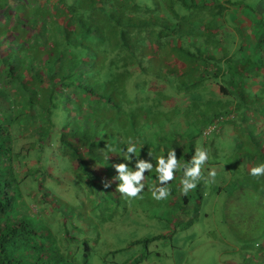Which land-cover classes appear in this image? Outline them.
Segmentation results:
<instances>
[{
  "label": "trees",
  "instance_id": "1",
  "mask_svg": "<svg viewBox=\"0 0 264 264\" xmlns=\"http://www.w3.org/2000/svg\"><path fill=\"white\" fill-rule=\"evenodd\" d=\"M4 1L7 5L16 1L23 7L21 11L32 13L41 24L26 25L32 28L29 39L35 43V57L29 54L33 45L26 43L27 39L12 42V33L3 38L0 48V88L13 87L23 97L16 113L9 110L6 100L1 101L0 264H79L78 251L60 252L57 256V251L52 250L57 246L51 243L53 234L47 220L41 222L22 213L19 199L26 176L19 175L22 152L15 151L12 140L13 122L19 121V116H29L33 134L47 139L50 152L56 154L59 150V155L68 157L74 165L78 162L76 167L85 168L91 177L96 175L94 163L115 175L112 165L116 158L105 154L113 150L125 154L129 140L136 145V156L153 165L157 164L156 157L167 158L172 145H176L180 164L189 163L195 149L203 148V141L188 139L183 143L180 138L178 143L170 142L165 127L171 117L177 116L170 111L190 108L192 118L199 123L194 136L202 140L203 135L206 138L219 134L220 123L241 116L247 121L251 115L263 135L264 121L259 119L264 118V108L252 103L253 95L246 90V75L240 72L242 67L234 64L225 71L221 65L223 61L231 62L235 51L234 56L245 50L251 52L250 44H242L235 51V44L232 51L220 50L219 43H235L236 35L244 34L241 22L233 24L232 29V23L224 19L234 5H240L239 0ZM24 12L20 25L25 28ZM38 29L42 37L37 36ZM173 60L185 67L172 64ZM132 77L141 79L136 88ZM221 78L227 79L225 84ZM149 79L156 82L149 84ZM209 81L215 84L212 89ZM160 82L177 92L184 89L191 101L189 106L166 112L168 108L158 105L159 111L153 112L149 99L151 94L164 91L159 88ZM132 90L142 95L132 99ZM60 102L69 118L61 127L55 120ZM250 108L263 115L247 116ZM115 114L121 116L114 120ZM15 116L17 119L13 120ZM147 130H154L153 134ZM176 134L182 136L180 130ZM140 142L143 147L137 145ZM204 144L206 148L208 141L204 140ZM260 147L264 152V147ZM45 149L43 145L42 150ZM161 150L163 153L158 156ZM177 173L175 183L171 181L168 186L170 197L179 195L175 185L181 184L178 181L182 177ZM153 179L158 181L157 172L147 177L149 181ZM40 191L39 199L47 203L51 199L49 188L42 185ZM181 197L184 202L189 200L188 194ZM59 248L64 250L63 243Z\"/></svg>",
  "mask_w": 264,
  "mask_h": 264
},
{
  "label": "rangeland",
  "instance_id": "2",
  "mask_svg": "<svg viewBox=\"0 0 264 264\" xmlns=\"http://www.w3.org/2000/svg\"><path fill=\"white\" fill-rule=\"evenodd\" d=\"M22 9L16 1L7 5L4 0H0V48H3V38L12 33V42L27 39L25 42L33 45L29 54L35 57V43L32 38L29 39V34L32 33L29 28L35 26L36 22H41L32 13L28 15ZM232 10L235 15L227 13L224 17L232 23V29L234 18H253L255 14L260 16H255L253 23L262 24L264 27V0H240V5H234ZM23 12L27 15L25 26L27 23L31 25L26 26V29L20 25ZM240 24L245 27L248 25L245 21ZM251 31L256 34L254 29ZM258 32L256 36L261 42L250 43L254 54L249 59L242 54L234 56L235 51L234 59L231 62L223 61L221 65L225 71L234 64L242 67L240 72L246 71L247 88L252 87L254 91H259L257 94L252 93V103L264 108V30ZM37 34L42 37L39 29ZM245 35H236V43H219L220 50L227 52L230 48L232 51L234 44L239 48L245 44L247 36L253 40L251 36ZM1 56L0 51V60ZM172 64L179 68L185 67L179 60H173ZM226 80L221 78L220 81L225 84ZM133 82L136 88L141 84V79L134 78ZM155 82L149 79V84ZM160 83L159 88L163 87L166 91L150 95L153 112L159 111L158 105L168 108L166 112L176 107L189 106L191 101L184 89L177 92L165 86L164 82ZM214 85V82H208L211 89ZM38 90L43 92L41 87ZM133 90L132 99H138L142 94H135ZM172 92L178 94L174 95ZM45 94L47 95V90ZM3 100L7 101L9 110L15 113L18 111L17 107H20L19 104H23V97L9 86L0 88V110ZM55 112V120L61 127L66 118L69 120L61 102ZM170 112L177 114L171 117L173 122L169 121L165 127L170 142L178 143L180 138L183 143L188 139H197L203 141L204 148V140L208 141L206 149L210 155L208 162L202 167L203 178L194 190L189 191L187 202L181 197V184H174L180 196H169L161 201L152 198V191L159 186V181H149L147 177L157 172L156 165H153L150 172H145V180L142 181L145 188L139 197L128 198L116 191L119 181L113 178L118 176L117 171L114 175L104 166L94 163L91 166L95 168L96 175L91 177V173L88 174L85 168L76 167L78 162L74 165L68 157L59 155V150H56V154L50 152L52 148L47 139L35 137L33 134L28 115L19 116L21 122H13L14 148L15 151L22 152L18 171L20 176H26L22 185L23 196L19 199L22 202V213L41 222L47 220L53 234L51 243L57 247L63 243L64 250H57V247L52 249L57 251V256L60 252L73 254L78 251L79 264H264V175L255 177L250 174L251 167L264 163V152L260 151V146L264 147V132L261 135L252 115L247 121L241 116L235 121L220 123L222 130L219 134L206 138L203 135L202 140L194 136L199 123L192 118L190 108ZM252 113L259 112L250 108L247 116ZM16 116L13 120L17 119ZM119 116L121 115H113L114 120ZM259 121H264V118ZM178 130L182 136L176 134ZM153 131L147 130V133L152 135ZM209 131L208 129L205 132ZM159 135H164V132H159ZM156 140L160 141L159 138ZM43 145L46 146L45 150H42ZM137 145L143 147L141 142ZM172 147L176 149V145ZM163 148L164 146L162 150ZM162 150L158 156L163 153ZM123 154L113 150L107 151L105 155L116 158L115 164L128 163L135 170L136 154H133L130 163L123 158ZM213 168L217 173L214 179L208 176ZM179 175L182 177L180 171ZM106 182H111V186L106 188ZM42 185L49 188V195L53 199L48 198L47 203L39 199ZM69 242H72L71 245Z\"/></svg>",
  "mask_w": 264,
  "mask_h": 264
},
{
  "label": "clouds",
  "instance_id": "3",
  "mask_svg": "<svg viewBox=\"0 0 264 264\" xmlns=\"http://www.w3.org/2000/svg\"><path fill=\"white\" fill-rule=\"evenodd\" d=\"M128 144L129 146L127 147V151L123 158L130 163L133 154L135 155L136 153V145L131 140H129ZM149 155L151 156V153H149ZM209 155L208 149L197 147L191 161L183 165H181L177 159V153L174 148L168 152L167 158L163 156L156 157V171L158 173L159 186L152 191V198L157 201L166 200L171 194V189L168 188L167 185L174 180L175 173L181 170L183 172L180 181L181 194L187 195L190 190H194L197 187L198 182L203 178L202 167L208 162ZM136 158L135 170L129 167L128 163H117L113 165L118 172V176L113 178V180L119 181L116 191L128 198L139 197V194L145 188V184L142 183V181L145 180V172H150L153 168L151 162L140 159L137 156ZM216 174L217 173L213 168L209 171L208 176L214 179ZM250 174L255 177L264 175V163L251 167ZM110 186L111 182L105 183L106 188Z\"/></svg>",
  "mask_w": 264,
  "mask_h": 264
},
{
  "label": "crops",
  "instance_id": "4",
  "mask_svg": "<svg viewBox=\"0 0 264 264\" xmlns=\"http://www.w3.org/2000/svg\"><path fill=\"white\" fill-rule=\"evenodd\" d=\"M239 1H240V0H239ZM231 9H232V8H231ZM230 13H232V15H235V13H234L233 10H231ZM236 13H237V14H240V13L237 12V11H236ZM248 13H249V12H248ZM255 16L258 17V16H260V15H259V14H255V15L253 16V18L248 17V16H244V17H241L240 20L234 18L235 24H239V22L243 23L244 21H245V23L248 24L247 27H245L244 25H241V26H242V30H243V33H244V34L246 33L247 35L251 36V38H252L253 40L248 39V36L245 35V36H247V40H244L245 45L250 44L252 41H254L255 44H256V43L258 44L259 42H261L260 39H257L256 34H257V33L259 34V32H258L259 30H264V27H262V24L259 25V24H254V23H253V19H254ZM251 29H252V30L254 29V30H255L254 32H255L256 34H253L252 31H251ZM237 35H239V34H237ZM235 43H236V42H235ZM235 50H236V44H235V46H234V51H235ZM253 54H254V52H252V51L250 52V51H247V50H245V51L242 52V55H246L247 58H248V57L250 58ZM249 58H248V59H249ZM242 72H244V74L246 75V71H242ZM257 79H259V78H257ZM246 84H247V83H246ZM246 90H247V92L250 93V94H252V93L257 94V93L259 92L258 90L254 91V89H252V87H250L249 89L246 87ZM177 174L179 175V171H178Z\"/></svg>",
  "mask_w": 264,
  "mask_h": 264
},
{
  "label": "built area",
  "instance_id": "5",
  "mask_svg": "<svg viewBox=\"0 0 264 264\" xmlns=\"http://www.w3.org/2000/svg\"><path fill=\"white\" fill-rule=\"evenodd\" d=\"M209 130H211V128Z\"/></svg>",
  "mask_w": 264,
  "mask_h": 264
}]
</instances>
